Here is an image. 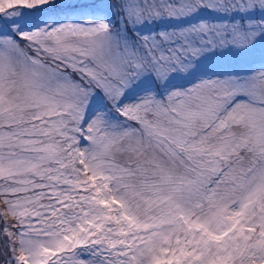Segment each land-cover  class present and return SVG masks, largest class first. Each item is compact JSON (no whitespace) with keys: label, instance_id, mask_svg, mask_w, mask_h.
<instances>
[{"label":"snow or ice","instance_id":"snow-or-ice-1","mask_svg":"<svg viewBox=\"0 0 264 264\" xmlns=\"http://www.w3.org/2000/svg\"><path fill=\"white\" fill-rule=\"evenodd\" d=\"M0 264H264V0H0Z\"/></svg>","mask_w":264,"mask_h":264}]
</instances>
